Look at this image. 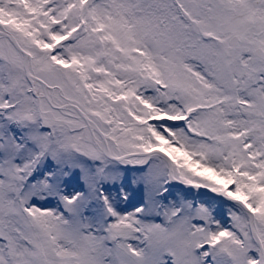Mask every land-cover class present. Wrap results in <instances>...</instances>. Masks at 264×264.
<instances>
[{
	"label": "snow or ice",
	"instance_id": "6c2138e0",
	"mask_svg": "<svg viewBox=\"0 0 264 264\" xmlns=\"http://www.w3.org/2000/svg\"><path fill=\"white\" fill-rule=\"evenodd\" d=\"M0 264H264V0H0Z\"/></svg>",
	"mask_w": 264,
	"mask_h": 264
}]
</instances>
